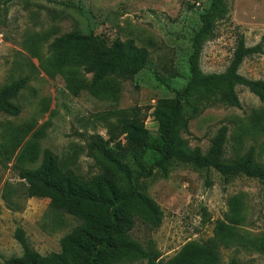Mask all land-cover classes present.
<instances>
[{
    "label": "rangeland",
    "instance_id": "1",
    "mask_svg": "<svg viewBox=\"0 0 264 264\" xmlns=\"http://www.w3.org/2000/svg\"><path fill=\"white\" fill-rule=\"evenodd\" d=\"M211 1L0 0V88L28 80L16 99L21 114H0V263L23 254L18 228L32 249L48 255L60 252L62 238L80 224L52 209L48 199L29 198L20 172L39 168L50 151L63 172L83 180L101 173L89 154L92 137L108 139L109 130L132 117L135 107L146 112L187 83L192 38ZM227 1L230 15L218 24L201 56L205 73L227 69L240 34L248 46L264 37V0ZM74 29H92L110 41L133 39L148 48L149 61L144 69H122L93 88V76L84 66L52 49L56 38ZM240 73L264 80V53L246 59ZM237 91L241 108L205 110L190 122L185 137L206 153L219 129L227 126L225 159L235 160L254 148L257 162L264 164V132L254 127L264 103L244 87ZM145 124L157 130L152 110ZM157 158L149 152V162ZM143 188L161 206L164 218L159 228L138 221L132 237L144 246L153 243L156 251L145 262L127 264H164L189 242L216 243L221 264L232 258L240 264H264V183L248 177L225 182L215 170L173 162L167 172L156 170L143 179ZM221 223L233 232L228 240L217 236Z\"/></svg>",
    "mask_w": 264,
    "mask_h": 264
},
{
    "label": "trees",
    "instance_id": "2",
    "mask_svg": "<svg viewBox=\"0 0 264 264\" xmlns=\"http://www.w3.org/2000/svg\"><path fill=\"white\" fill-rule=\"evenodd\" d=\"M229 15L227 0H212L208 10L200 16L201 26L192 38L188 58L190 78L174 97L158 99L146 112L143 107H135L132 117L123 118L119 125L109 130L108 139L99 135L92 137L89 154L101 173L83 180L72 172H63L57 157L50 151L45 152L39 168L20 172L21 179L27 183L29 198L48 199L52 209L65 211L80 224L62 238L60 252L48 255L32 249L25 231L18 228L16 239L23 254L0 264L145 262L155 253L156 247L153 243L144 246L132 237V232L139 220L159 228L164 212L145 192L143 179L151 178L156 170L167 172L173 162L201 171L215 170L225 182L248 177L264 183V164L257 162L254 148L235 160L225 159L227 126L219 129L206 153L200 147L193 148L185 137L190 133V122L205 110L218 106L241 108L238 87L248 89L264 103V80L250 79L240 73L246 59L264 53V37L260 43L248 46L244 35L240 34L224 72L205 73L202 70L204 47L216 37L218 24ZM52 49L84 66L93 76V88L118 75L122 69H144L151 54L133 39L118 37L110 41L92 29L65 33L55 39ZM27 82V78H21L0 88V114L14 117L21 114L16 99ZM150 110L158 123L156 131L149 130L145 124ZM254 124L264 132V111L255 117ZM150 151L158 155L153 162L148 161ZM207 183L211 185L209 180ZM205 214L210 221V215L206 211ZM232 234L226 223L220 224L217 235L220 240H228ZM164 264H221V257L216 243L189 242ZM229 264L240 263L232 258Z\"/></svg>",
    "mask_w": 264,
    "mask_h": 264
}]
</instances>
